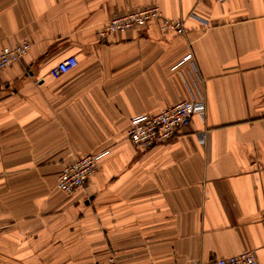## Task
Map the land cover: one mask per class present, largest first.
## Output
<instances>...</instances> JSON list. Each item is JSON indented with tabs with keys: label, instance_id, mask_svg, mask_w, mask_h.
Here are the masks:
<instances>
[{
	"label": "crops",
	"instance_id": "crops-1",
	"mask_svg": "<svg viewBox=\"0 0 264 264\" xmlns=\"http://www.w3.org/2000/svg\"><path fill=\"white\" fill-rule=\"evenodd\" d=\"M155 6L185 33L153 19L98 37ZM24 40L0 72V264H217L249 250L264 264V0H0V50ZM69 56L78 65L60 73ZM193 98L205 117L176 137L130 141L131 117ZM100 152L83 190L58 187Z\"/></svg>",
	"mask_w": 264,
	"mask_h": 264
},
{
	"label": "built area",
	"instance_id": "built-area-1",
	"mask_svg": "<svg viewBox=\"0 0 264 264\" xmlns=\"http://www.w3.org/2000/svg\"><path fill=\"white\" fill-rule=\"evenodd\" d=\"M224 2L227 0H218ZM153 19H161L165 29L176 33H185V20L183 18L170 19L163 15L162 10L155 7L137 9L133 12L121 15H115L107 24L97 29L99 38L104 39L110 33L119 31L124 32L127 29L136 27H144ZM31 43L24 40L22 43L4 47L0 50V72L19 62L28 53ZM189 61L195 64L193 54H189L184 62ZM78 65V60L75 56H69L58 64V71L66 73ZM205 99H190L178 102L170 107L161 109L158 113L138 114L130 119V129L128 137L133 145L142 151L149 150L156 145L166 143L177 136L180 128L190 124L193 115L198 114L205 117L206 114ZM202 141L205 139V134L198 135ZM106 152L88 153L76 157L69 165H67L58 175V187L66 193H74L83 190L89 183L90 178L95 173L99 166L101 158ZM217 264H259L255 253L252 250L220 257L217 259ZM108 264H119L116 257L112 256Z\"/></svg>",
	"mask_w": 264,
	"mask_h": 264
}]
</instances>
